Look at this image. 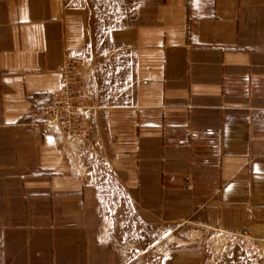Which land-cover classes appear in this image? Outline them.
Listing matches in <instances>:
<instances>
[{
	"label": "crops",
	"instance_id": "1",
	"mask_svg": "<svg viewBox=\"0 0 264 264\" xmlns=\"http://www.w3.org/2000/svg\"><path fill=\"white\" fill-rule=\"evenodd\" d=\"M65 56L81 144L47 113ZM89 146L150 220L264 247V0H0V264H101Z\"/></svg>",
	"mask_w": 264,
	"mask_h": 264
},
{
	"label": "rangeland",
	"instance_id": "2",
	"mask_svg": "<svg viewBox=\"0 0 264 264\" xmlns=\"http://www.w3.org/2000/svg\"><path fill=\"white\" fill-rule=\"evenodd\" d=\"M90 125L87 138L75 142L90 138ZM103 153L89 146L86 163L78 161L93 172H88V179L100 185L90 225L103 247L101 264H264V247L255 243L253 232L248 237L240 230H216L193 221L150 220L154 218L143 213L135 196L120 189L119 177L105 172L106 167L96 171Z\"/></svg>",
	"mask_w": 264,
	"mask_h": 264
},
{
	"label": "built area",
	"instance_id": "3",
	"mask_svg": "<svg viewBox=\"0 0 264 264\" xmlns=\"http://www.w3.org/2000/svg\"><path fill=\"white\" fill-rule=\"evenodd\" d=\"M81 66L71 56H65L61 71L58 88L54 91L52 99L47 107L49 122L64 135L72 140L81 141L90 134V120L92 105L89 103L87 88L80 83ZM73 96L78 101L67 104L62 96ZM82 124L79 131L74 130L70 125ZM237 231V230H233ZM239 231V230H238ZM241 235L250 237L249 229H242Z\"/></svg>",
	"mask_w": 264,
	"mask_h": 264
},
{
	"label": "bare ground",
	"instance_id": "4",
	"mask_svg": "<svg viewBox=\"0 0 264 264\" xmlns=\"http://www.w3.org/2000/svg\"><path fill=\"white\" fill-rule=\"evenodd\" d=\"M62 99L67 103V104H69V105H71V102L72 101H78V99L77 98H74L73 96H62ZM81 126H82V124H80V125H76V124H72V125H70V127H72L74 130H76V131H79L80 130V128H81Z\"/></svg>",
	"mask_w": 264,
	"mask_h": 264
}]
</instances>
